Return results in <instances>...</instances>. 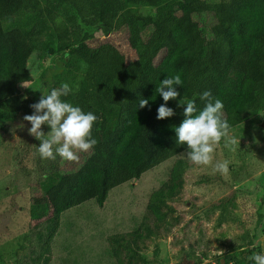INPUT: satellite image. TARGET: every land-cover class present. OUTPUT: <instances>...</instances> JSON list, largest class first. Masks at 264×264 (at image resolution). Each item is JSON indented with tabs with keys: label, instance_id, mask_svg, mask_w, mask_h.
<instances>
[{
	"label": "trees",
	"instance_id": "1",
	"mask_svg": "<svg viewBox=\"0 0 264 264\" xmlns=\"http://www.w3.org/2000/svg\"><path fill=\"white\" fill-rule=\"evenodd\" d=\"M160 6L165 9L151 12ZM204 12L213 17L211 24ZM184 16L199 30L194 40L177 27ZM98 24L124 31L136 58L127 61L109 41L88 45ZM34 51L67 53L72 91L61 99L99 117L92 128L98 143L89 159L62 174L30 211L34 220H56L52 230L61 212L91 198L102 206L112 187L187 149L175 134L185 119L180 101H195L198 113L205 105L200 94L210 90L231 127L264 110V0H0V131L16 123L24 108L21 89L31 79L27 61ZM176 74L180 95L167 102L175 115L158 120L165 102L157 89ZM60 87L54 82L46 94ZM142 98L149 105L139 108ZM190 166L177 159L172 188L151 193L148 204L157 221L175 211L168 201L181 190ZM157 230L158 224H144L139 233L110 237L119 264H136L129 244L138 249L139 240Z\"/></svg>",
	"mask_w": 264,
	"mask_h": 264
},
{
	"label": "rangeland",
	"instance_id": "2",
	"mask_svg": "<svg viewBox=\"0 0 264 264\" xmlns=\"http://www.w3.org/2000/svg\"><path fill=\"white\" fill-rule=\"evenodd\" d=\"M204 17L207 24L213 22L209 12ZM177 27L187 40L199 36L191 16H184ZM86 41L90 46L109 41L127 61L136 58L124 31H108L98 24ZM67 57L63 51L30 55L31 79L21 89L24 108L16 123L0 131V264H119L109 238L139 233L144 224H158V230L139 240L138 249L129 244L136 264H238L264 254V110L231 127L237 144L229 149L222 139L209 165L193 164L186 149L139 178L112 187L102 206L91 198L61 212L55 230L53 218L34 220L30 211L38 196L91 156L89 150L78 153L74 161L59 155L55 160L41 158L40 141L23 119L51 84L72 82ZM41 130L47 134L51 128L45 124ZM177 159L191 166L183 174L181 190L168 201L175 211L159 222L149 208V197L155 190L172 188L171 169ZM224 160L229 161L228 172L221 174L214 165Z\"/></svg>",
	"mask_w": 264,
	"mask_h": 264
},
{
	"label": "clouds",
	"instance_id": "3",
	"mask_svg": "<svg viewBox=\"0 0 264 264\" xmlns=\"http://www.w3.org/2000/svg\"><path fill=\"white\" fill-rule=\"evenodd\" d=\"M182 84L180 74L166 77L157 89L164 104L157 109V119L163 120L175 115L174 109L167 107V102L176 99L180 93L176 86ZM72 91L68 83L54 88L48 94H42L39 101L30 105L34 110L23 119L31 124L29 133L40 141L38 152L43 159L55 160L57 155L69 161L79 159L78 153L88 152L98 141L92 137L93 124L99 117L92 112L85 113L80 107L61 99ZM205 102L197 113L195 101L179 102L184 108L185 119L175 128L177 143L187 145L188 159L196 165H209L213 161V153L223 139L225 147L234 149L237 138L231 134V125L224 117V105L221 100L214 99L210 90L200 94ZM149 105L147 99L139 100V108ZM49 125L51 131L45 134L41 127ZM229 161H217L215 170L221 174L228 172ZM254 264H264V254L257 253L249 257Z\"/></svg>",
	"mask_w": 264,
	"mask_h": 264
}]
</instances>
